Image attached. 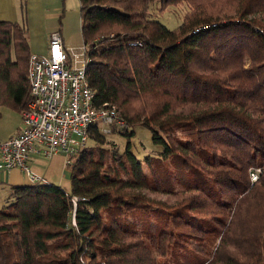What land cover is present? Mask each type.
<instances>
[{
  "label": "trees",
  "instance_id": "obj_1",
  "mask_svg": "<svg viewBox=\"0 0 264 264\" xmlns=\"http://www.w3.org/2000/svg\"><path fill=\"white\" fill-rule=\"evenodd\" d=\"M154 1L79 0L86 74L95 103L125 119L117 133L129 139L130 125L146 126L189 180L180 170L181 190L163 189L129 150L107 164L85 147L69 165V190L11 187L0 264H264V0H158L160 11L188 6L173 30L148 17ZM29 55L25 26L0 20V103L20 112ZM89 138L105 141L96 126ZM152 181L172 205L146 198ZM140 204L165 228L145 236L123 224Z\"/></svg>",
  "mask_w": 264,
  "mask_h": 264
},
{
  "label": "built area",
  "instance_id": "obj_2",
  "mask_svg": "<svg viewBox=\"0 0 264 264\" xmlns=\"http://www.w3.org/2000/svg\"><path fill=\"white\" fill-rule=\"evenodd\" d=\"M198 31L199 28L193 32ZM90 61L88 45L68 47L58 30L49 33L46 53H30L29 98L21 111V129L0 141V172L19 168L32 184H40L41 178L28 165L31 155L49 158L61 153L70 165L72 157L86 147L90 128L96 126L101 134L127 128L115 105L95 103L86 74ZM260 171H251L252 181ZM71 223L75 225L74 218Z\"/></svg>",
  "mask_w": 264,
  "mask_h": 264
},
{
  "label": "rangeland",
  "instance_id": "obj_3",
  "mask_svg": "<svg viewBox=\"0 0 264 264\" xmlns=\"http://www.w3.org/2000/svg\"><path fill=\"white\" fill-rule=\"evenodd\" d=\"M24 4L25 0H0V7L3 10V14L6 15L7 13L9 14V16H13V10H16V12H18L20 16V14L23 12L22 10L24 9ZM188 11L189 8L185 3H180L176 6H169L160 11V2L158 0H155L150 5L147 15L150 19L159 22L170 30H173L175 28H178L182 24L184 16ZM246 62H248L247 58L245 60V63ZM3 110L6 111L5 108ZM8 112L12 116L11 118H16L18 115L17 112L11 110H9ZM3 118L4 122L8 121L6 119L5 112H3ZM129 130L133 132L129 139H127L126 136L117 133L119 132L117 130L102 134L105 140L103 143L97 142L93 138H89L86 143V149L89 151H93L96 157H104V160L106 162H109L107 164H110L111 160L114 157L124 154L126 155V151L129 150L142 163V169L147 175H150L151 172L157 175L156 181L159 184L163 183V189L165 188L164 186L169 187V183H171L176 185L175 190H181L180 184L177 183L178 179L176 178V176L179 175V172L182 169L180 168V163L178 160L179 158L176 159L177 156L175 155V153L167 152L163 143L153 142L152 133L146 126L136 123L130 125ZM128 140L130 141L129 145ZM55 157L58 156H53L51 158V164L49 163L47 165L49 169L47 174L51 176V178L60 175V170L61 174L62 172H64L65 174L67 170L66 167L70 169L69 165L66 164V157L63 154L60 158V164L54 166L53 162L57 160ZM61 159L63 160V162L61 161ZM182 171L183 172H180V174L187 175V170ZM64 174H62L61 181L65 180V187L63 185L61 187L63 189L67 188L66 190H69L70 179L67 177H65L64 179ZM187 178L189 180L188 175ZM152 184L154 187L150 186L151 188L142 189V192L145 193L146 198L150 199V201H153V204H156L160 201H165L166 205L169 206L174 203L173 194L165 193L162 188H160V190H156L158 189V187L154 185L153 181ZM1 198H6L5 201L3 200V202H5L3 203V205H6L13 200L11 194H6L5 196L2 191L0 192V200H2ZM3 205H0V207ZM152 206L154 207V205ZM125 216H127L126 219ZM125 216L121 218V222L137 229L141 233H144L145 236H147L148 233H158L159 231L164 229L166 225V222L161 217V215L157 214L155 210H142L141 204L130 212H127ZM213 224H209L205 228V231L203 232L205 235L208 232H210V234L213 233L211 232L214 229ZM195 225L198 226L197 222L195 223ZM181 251H183V249H181ZM179 260L184 263L188 261L185 254H183L182 257L180 256ZM160 262H164V259L162 258ZM169 262L170 261H168V263Z\"/></svg>",
  "mask_w": 264,
  "mask_h": 264
},
{
  "label": "crops",
  "instance_id": "obj_4",
  "mask_svg": "<svg viewBox=\"0 0 264 264\" xmlns=\"http://www.w3.org/2000/svg\"><path fill=\"white\" fill-rule=\"evenodd\" d=\"M22 11L19 16L18 12L13 10V16H9L6 12V15H4L0 7V20L15 21L25 26L30 53H46L48 35L54 30L60 32L64 44L68 47H77L83 43L79 0H25ZM4 108L6 111L3 110ZM9 110L17 112V117L11 118ZM3 112L6 114L7 122L3 121ZM21 120L20 111L0 103V141H4L17 133L21 129ZM61 155V153H58L46 158L39 154H33L29 158L28 165L33 173L41 178V182H50L64 186L65 180L61 181L64 172L61 174L60 170V175L52 178L47 174L49 171L47 165L51 164V158L58 156L55 157L57 160L53 162V165H59ZM61 161L63 162L62 159ZM66 169L64 179L65 177L70 179V169L68 167ZM27 184H32V182L24 171L19 168H13L9 172H0V192L2 191L5 196L6 194H12V186ZM5 199L0 200V205L5 203L3 202Z\"/></svg>",
  "mask_w": 264,
  "mask_h": 264
}]
</instances>
